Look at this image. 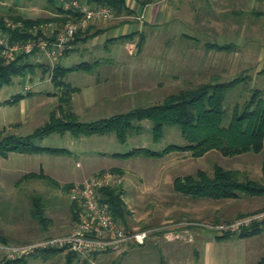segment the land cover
Returning <instances> with one entry per match:
<instances>
[{
    "label": "rangeland",
    "instance_id": "obj_1",
    "mask_svg": "<svg viewBox=\"0 0 264 264\" xmlns=\"http://www.w3.org/2000/svg\"><path fill=\"white\" fill-rule=\"evenodd\" d=\"M127 3L132 13L121 17L113 14V18L104 23L90 25V33L106 32L103 38L96 36L77 44L58 60L63 67L98 61L90 72H70L65 79L80 89L79 95L73 93L75 98L71 106L79 121L93 122L155 105L170 94L209 82L214 77L223 82L247 76L252 88L264 90V17L254 16L251 13L254 9L247 0H160L154 7L163 5L162 17L154 24L143 22L142 7L133 0ZM47 9L50 8L45 0H0V17L4 18L10 12L27 19H48L56 15L57 11L50 15ZM131 33L136 34L134 38L119 39ZM141 35L145 40L142 51H138ZM206 43H231L235 49L229 54L207 51ZM52 73L43 75L37 70L33 77H16L11 85L0 89V101L22 92L28 80L32 81L30 85L36 80L40 90L47 92L41 100L46 101L50 114L58 104L60 93L50 82ZM232 92L225 103L228 113L235 103L249 96V93H242L241 87ZM37 101L40 102V98ZM84 104L90 110H85ZM28 112L23 104L1 107L0 129L23 121L21 128L6 131V134L15 133L21 137L31 134L46 119L43 116L41 123V115L37 114L31 122L24 116ZM135 126L141 129L139 132L132 129L124 143L113 133L78 138L69 133L51 134L39 141L38 146L66 149L67 154L21 157L14 153L7 160L0 158V234L14 243H24L66 233L71 225L69 201L66 192L53 186L51 181L61 186L84 183L83 177L105 166H117L124 172L121 176L114 175L116 178L111 185L122 184L123 201L129 211L128 229L156 231L143 245L127 243L116 252L92 257L93 264H170L177 259L182 264H198L194 254L204 248V243L198 241L200 229L207 237L218 236L216 227L236 220L235 213L251 212L247 214L251 215L264 210V198L241 196L236 201H215L185 196L172 189L175 178L200 169L211 174L215 164L238 170L241 178L259 179L261 155L222 157L210 152L202 158H192L187 153H172L163 158L113 157V153L123 154L139 147L160 152L168 145L185 143L176 126L164 127L158 142L152 139L150 122L142 121ZM40 167L49 180L18 182L22 175L38 172ZM35 193L47 204L46 215L52 221L47 232L29 215L30 198ZM221 215L227 221L209 220L215 216L221 218ZM164 221H168L165 226ZM180 221L188 222L190 234L179 230ZM255 236L258 237L252 240L253 249L258 246L259 255L251 259V264L264 256V227L252 237ZM189 238L195 243H186L185 239ZM81 260L75 264H85ZM63 261L62 254L48 261L28 257L26 264H61Z\"/></svg>",
    "mask_w": 264,
    "mask_h": 264
},
{
    "label": "trees",
    "instance_id": "obj_2",
    "mask_svg": "<svg viewBox=\"0 0 264 264\" xmlns=\"http://www.w3.org/2000/svg\"><path fill=\"white\" fill-rule=\"evenodd\" d=\"M45 1L49 6L55 8L57 11L55 16L48 19H27L10 12L6 18L0 17L1 35H10L12 41L25 42L33 37L30 32L33 26L50 21L59 24L72 18V16H65L57 0ZM83 1L91 7L108 6L116 17H121L126 13L133 12L127 0ZM133 1L138 7L144 8L155 0ZM260 1L264 2V0ZM254 11L255 10H251V13L257 17V13H254ZM5 19L21 21L27 29L9 31L5 28ZM90 29L91 26L84 32H79L76 35L73 46L84 43L102 32L95 31L90 33ZM135 35V33L122 35L119 39L129 40L134 38ZM144 40V36L141 35L140 41L137 44L138 51H142ZM204 47L207 51L213 50L215 52L227 54L235 49L234 45L231 43H206ZM97 64L98 61H94L93 63L82 62L70 67H63L58 63L53 69L50 79L54 88L60 91L57 97L58 104L56 108L50 112L48 120L43 125L34 129L33 132L27 136L21 137L14 134H6L5 131H1L0 158L5 159L12 152L29 155L43 153L51 155L67 154L68 150L66 149L38 146L37 143L39 141L51 134L63 135L69 133L73 137L78 138L82 136H105L113 133L119 142L124 143L132 129L135 128L137 132L141 129V127L135 126V123L148 121L151 123L152 139L154 142H158L162 138L164 127L176 126L181 132V136L185 142L184 145L179 146L171 144L160 152L152 151L145 147H139L123 154L113 153L112 156L115 158H130L135 156L163 158L172 153H187L192 158H202L210 152L218 153L222 157H235L243 154L261 155V177L259 179L241 178L242 175L238 170L226 169L215 164L211 174L200 169L194 174H187L175 178L172 183V189L174 192L185 196L215 201H236L241 196L264 198V90L252 88L249 84L250 78L247 76H237L229 81L220 82L214 77L209 82L170 94L166 96L161 103L146 107H138L127 113L116 114L106 119L93 122H82L78 120L77 115L73 112L71 107L72 95L77 91V88L72 87L65 79L70 72H90L91 68ZM37 70L41 71L43 75L49 71L48 67L45 65L30 63L23 55H19L9 64H6L0 56V89L11 85L13 79L18 76L24 77L29 75L33 77ZM262 73H264V71H262ZM239 87H241L242 93H249V96L242 102L235 103L231 112L228 113L225 109L226 100L230 95L229 93ZM30 95L31 93L15 95L12 99L4 101L1 104L14 105L22 98ZM107 171L117 176H121L123 173L121 169L111 168L109 170L99 171L97 174ZM23 180L43 181L49 180V177L40 170L38 173L23 175L18 182ZM51 183L53 186L66 192L67 198L68 191L74 184H64L61 186L54 181H51ZM98 195L99 202L106 206L113 219L119 222L124 229L128 230L126 217L129 215V211L123 201L122 184L105 186L98 191ZM30 201L31 207L29 209V215L31 219L36 221L44 232H47L52 221L46 215V202L43 197L37 193L31 196ZM68 201L72 225L74 221L79 219L83 209L79 204L71 202L69 198ZM249 213L251 212L239 213L236 219ZM262 227H264V222L242 229L239 233L218 235V238H249L262 231ZM0 243L14 242L0 234ZM62 254L64 261L61 264H75L78 263V261L80 262L81 259L85 264H93L94 261L92 257L95 259L97 255H100L94 254L88 257H80L75 253L54 249L40 251L30 257L41 258L48 261ZM27 258L28 257H24L16 260L0 259V264H26ZM256 264H264V256H262Z\"/></svg>",
    "mask_w": 264,
    "mask_h": 264
},
{
    "label": "built area",
    "instance_id": "obj_3",
    "mask_svg": "<svg viewBox=\"0 0 264 264\" xmlns=\"http://www.w3.org/2000/svg\"><path fill=\"white\" fill-rule=\"evenodd\" d=\"M57 1L65 16L72 18L59 24L50 21L33 26L30 29L33 37L25 42L12 41L10 35H2L0 55L6 64L23 55L30 63L45 65L52 72L59 58L73 48L79 32H84L94 21H107L113 18V12L108 6L91 7L83 0ZM4 25L9 31L27 29L21 21L11 19H5ZM33 85L26 84L24 92L32 90ZM115 178L116 176L107 171L92 176L84 183L73 184L68 191V198L71 202L79 204L83 210L79 219L72 223L70 230L64 234L47 236L24 244L0 243V259L16 260L54 249L88 257L116 252L127 243L143 245L156 229L126 230L113 219L106 206L99 202L98 191L111 185ZM262 222L264 210L218 225L216 228L220 235L238 233Z\"/></svg>",
    "mask_w": 264,
    "mask_h": 264
},
{
    "label": "crops",
    "instance_id": "obj_4",
    "mask_svg": "<svg viewBox=\"0 0 264 264\" xmlns=\"http://www.w3.org/2000/svg\"><path fill=\"white\" fill-rule=\"evenodd\" d=\"M159 3H160V0H155L154 3L148 4V5H146L143 8L142 15H141V18L143 19V22L154 24V23H157L160 20V18L162 17L161 16V12L163 10V5L159 6V8L154 7L155 5H159ZM247 3H250V6L255 10L254 13H257L258 17H260V18L264 17V2H261L260 0H247ZM49 8L50 9H47L48 10V14L55 15V12H56L55 8H53L55 11L52 10L51 6H49ZM104 22L105 21H94L93 23L97 24V23H104ZM105 33L106 32H101L100 35H98V36L103 38ZM122 34H125V33H122ZM106 79H108L107 76H106ZM28 81L30 82L31 80H28ZM20 82L21 81H19V83ZM33 84H32L33 85V89L30 90L29 92H27V93H31L30 96H26V97L22 98L19 102H17L14 105H3V104H1L4 101L12 99V97H13L12 96L9 99L0 101V108L1 107H6V106L13 107V106H17L19 104H23L25 106V108L27 107L28 110H29V112L26 115H24V116L26 118L30 119L31 122H33L34 117L37 114L41 115L40 116L41 123H43V116H44V118L47 121L48 120V116L47 115H49L47 103H46V101H42L41 100L44 96H46L45 94H47V92L45 93L42 90H40L39 83H37L36 80L33 81ZM24 87H23V89H24ZM72 87H74V86H72ZM25 94L26 93L23 90L22 92L17 93L16 95H25ZM74 94H78L79 95L80 94V89L77 88V91ZM39 98H40V102L37 101ZM73 98H75V97L72 96V106H73V103H74ZM89 108L90 107H88L87 104H84V109L85 110H90ZM44 111L46 112V114H45ZM21 122H23V121H19V122L17 121V122H14V123H10L7 126H3V128L0 129V132L1 131H5L6 132V131H9V130L19 129L22 126ZM43 124H41V125H43ZM38 127H40V126H38ZM12 134L17 135L15 133H12ZM11 154H14V153L13 152L10 153L8 155V157L5 158V160H7ZM15 154H18L21 157L25 156V155H29V154H19V153H15ZM106 168L109 170L111 168H118V167L117 166L98 167L92 172L91 175H93L97 171L99 172V171L105 170ZM118 169H120V168H118ZM40 170H42L45 173V171L41 167L39 168L38 172ZM38 172H29V173H38ZM26 174H28V173H26ZM91 175L83 177L82 181H87L86 179H89V177H91ZM123 177L124 176H122V179H123ZM69 182H75V181H69ZM239 213H241V212L235 213V218H236V216ZM220 217L221 218L216 217V216L215 217H211V218H209V220H212V221H227V218L224 215H221ZM230 219H232V217H230ZM230 219H228V220H230ZM233 219H234V216H233ZM166 222H168V221L162 222L164 224V226L167 224ZM162 223L158 224V226L162 225ZM187 224H188V222H181L180 221L177 224V226L179 227V230L181 232H183L185 234H190L191 231H190V229L187 228ZM131 229H136V228H131ZM203 233H204V231L202 229H200V231H199V233L197 235L199 237L198 241L199 242L202 241V243H204V248H202L201 252H199L197 250L196 253L194 254V255H196V261L198 262V264H251V261H252L251 259L252 258L255 259V257H257V255H259V254H257L259 252L258 246H256L255 249H253L254 244H252V240L254 238L258 237V236L249 237V238L231 237V238H227V239H219L216 234L214 235V237L210 238V237H207L206 235H203ZM185 242L186 243L188 242L190 244L193 243V242L195 243V241H193V238L192 239L189 238L187 240L185 239ZM170 264H182V262H180V260L177 259V260H173V262H171Z\"/></svg>",
    "mask_w": 264,
    "mask_h": 264
}]
</instances>
